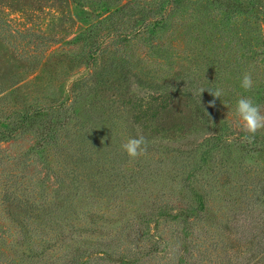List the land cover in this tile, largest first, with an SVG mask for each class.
Instances as JSON below:
<instances>
[{"label":"rangeland","instance_id":"obj_1","mask_svg":"<svg viewBox=\"0 0 264 264\" xmlns=\"http://www.w3.org/2000/svg\"><path fill=\"white\" fill-rule=\"evenodd\" d=\"M241 97L264 0H0V264H264Z\"/></svg>","mask_w":264,"mask_h":264},{"label":"clouds","instance_id":"obj_2","mask_svg":"<svg viewBox=\"0 0 264 264\" xmlns=\"http://www.w3.org/2000/svg\"><path fill=\"white\" fill-rule=\"evenodd\" d=\"M241 87L246 91L252 89L253 80L251 73L244 74L241 81ZM203 91L204 89H201V92ZM209 91L215 98H221L222 96V90L220 89H209ZM210 103L214 105L215 100ZM236 115L243 131L248 134L243 137V141L247 143L254 142L256 133L259 130L264 129V114H261V106L256 104L251 97H241L237 101ZM121 148L129 157L136 158L146 153L147 142L142 135L131 137L121 145Z\"/></svg>","mask_w":264,"mask_h":264}]
</instances>
